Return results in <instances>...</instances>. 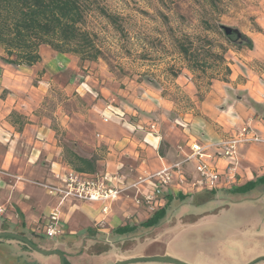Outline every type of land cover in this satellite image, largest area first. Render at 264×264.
<instances>
[{
	"label": "crops",
	"instance_id": "crops-1",
	"mask_svg": "<svg viewBox=\"0 0 264 264\" xmlns=\"http://www.w3.org/2000/svg\"><path fill=\"white\" fill-rule=\"evenodd\" d=\"M254 21L264 30V16ZM251 23L241 31L253 40V49L229 50L226 59L231 72L211 79L209 87L199 93L202 99L192 77H186L185 84L193 91L190 97L195 101L192 111L177 116L187 122L186 127L178 119H167L158 124L157 132L143 124H152L148 119L155 108L150 101L140 100L143 117L136 111L122 112L117 106L119 82L101 60L83 61L47 45L40 47L41 60L32 66L12 65L0 58V206L4 208L0 231L34 242L38 239L41 248L49 249L52 244L42 241L45 236L37 228L57 206L65 226L61 243L74 241L79 245L99 242L95 234L109 235L118 227L151 216L136 202L148 191V185L141 186L140 191L125 190L109 204L110 213L103 215V201L68 200L58 205V198L31 183L56 182V174L74 169L66 160L67 149L86 158H98L96 171L89 174L118 175L124 180L123 187H129L140 175L182 161L191 152L193 141L218 140L247 122L264 137V65L256 64L264 63V34L253 29ZM0 56H5L1 46ZM220 165L223 168L226 163ZM183 169L188 179L196 176L193 161L185 163ZM261 170L264 146L241 145L238 181L255 180L264 175ZM6 172L22 180L7 177ZM171 195L176 198L180 194ZM166 254L171 256L168 251L155 255ZM136 256L142 255L122 256L109 250L89 263L114 264Z\"/></svg>",
	"mask_w": 264,
	"mask_h": 264
},
{
	"label": "rangeland",
	"instance_id": "rangeland-1",
	"mask_svg": "<svg viewBox=\"0 0 264 264\" xmlns=\"http://www.w3.org/2000/svg\"><path fill=\"white\" fill-rule=\"evenodd\" d=\"M102 1L108 2L125 18L131 32L132 44L128 47L117 44V48L112 49L114 53L108 57L110 67L105 61H100L119 82L121 94L117 106L122 112L133 114L136 111L137 116L143 117L145 111L141 109L140 100L150 101L155 113L148 119L149 123H155L158 127L167 119L184 122L177 117L178 114L192 111L195 106V101L190 97L193 91L185 84L186 77L191 76L192 81L200 77L188 73L176 61L168 36L171 26L176 28L178 24L184 25L182 29L188 32L194 31L199 10L198 0ZM177 13L184 16V22L179 23L180 16ZM263 16L264 0H234L228 8H224L219 21L245 31L248 23L253 24L256 18ZM140 40L147 42V51H143ZM205 82L208 80L204 78L199 85L200 92L206 87ZM143 124L149 126L146 122ZM244 182L245 178L238 181L234 188ZM228 190H218L214 195L199 193L185 199L176 198L167 206L166 218L159 226L142 229L125 239L113 238V231L109 235L95 234L100 241L91 246L82 244L85 247H81L79 253L91 255L110 249L122 256H148L168 251L172 257L189 264H247L264 255V186L244 195H231ZM38 241L35 239L36 243ZM37 256L42 264H49V259L56 258L41 253ZM255 264H264V260Z\"/></svg>",
	"mask_w": 264,
	"mask_h": 264
},
{
	"label": "trees",
	"instance_id": "trees-1",
	"mask_svg": "<svg viewBox=\"0 0 264 264\" xmlns=\"http://www.w3.org/2000/svg\"><path fill=\"white\" fill-rule=\"evenodd\" d=\"M234 0H198L199 10L193 32L171 26L168 42L176 61L190 71L200 93V83L207 79V89L211 79L231 72L227 65L226 53L233 50L253 49V40L239 28L219 21L224 8ZM177 16H180L177 13ZM169 19L168 16H164ZM179 23L185 21L180 16ZM223 26L232 28L226 34ZM253 29L264 34L255 22ZM165 39V36H164ZM131 32L127 21L102 0H0V46L5 56L0 58L8 64L32 66L41 60L40 47L47 45L54 51L78 56L85 61L103 60L110 67L109 55L117 48L128 47ZM143 51L148 50L147 42L140 40ZM115 47V48H114ZM264 65V63H256ZM176 77V75H175ZM199 81V82H198ZM199 99H202L198 94ZM97 157L86 158L67 149L66 160L79 172L93 173L97 169ZM264 186V175L238 187L228 190L231 195L249 194ZM214 195L216 191L202 192ZM186 195L176 198L185 199ZM166 195V205L153 213L139 225L126 224L113 230V238L125 239L142 229H151L163 223L167 206L174 199Z\"/></svg>",
	"mask_w": 264,
	"mask_h": 264
},
{
	"label": "built area",
	"instance_id": "built-area-1",
	"mask_svg": "<svg viewBox=\"0 0 264 264\" xmlns=\"http://www.w3.org/2000/svg\"><path fill=\"white\" fill-rule=\"evenodd\" d=\"M107 120V117H105ZM137 123H135L136 125ZM186 127L187 122H181ZM151 131L157 132L155 123L149 125ZM244 144H264V137L247 122L226 133L218 140L208 143L193 141L191 152L180 162L166 166L148 175H140L128 187H123V178L107 172L81 173L70 169L63 174H56V182L31 181L36 186L59 199L61 205L66 201H103L101 214L110 213V203L118 200L129 188L140 191L141 186L148 185L146 193L141 194L136 202L145 207L151 215L166 205V195L171 193L193 195L197 192L232 189L237 185L239 168V147ZM195 163L196 176L188 179L184 172V164ZM225 162V167H221ZM5 175L17 181L19 176L6 172ZM119 182L120 185L115 184ZM4 208L0 206V214ZM37 232L48 238H57L65 232V226L57 206L45 221L37 228Z\"/></svg>",
	"mask_w": 264,
	"mask_h": 264
},
{
	"label": "flooded vegetation",
	"instance_id": "flooded-vegetation-1",
	"mask_svg": "<svg viewBox=\"0 0 264 264\" xmlns=\"http://www.w3.org/2000/svg\"><path fill=\"white\" fill-rule=\"evenodd\" d=\"M5 239H10V241H7ZM42 241L52 244V247L49 249L58 250L62 253L64 264H89L90 259L93 260V257L110 250L103 249L102 251H98L97 253H92L91 255H89V253L87 254L86 252L79 253L82 249L81 247H85L84 245L76 244L74 241H66L61 243L62 241H60V236L57 238H46L45 236L44 238H42ZM31 242L35 246L40 247L39 244L34 242L33 240H31ZM84 243L90 246L92 245V242L90 241H88V243L84 241ZM86 249L89 248H85V250ZM38 253L39 252L17 239L11 237H0V264H42L41 261L39 262L40 259L37 256ZM77 253L78 256L76 255ZM52 255L56 256V258L53 257L52 260L49 259V264H61L60 255ZM88 255L91 257H88Z\"/></svg>",
	"mask_w": 264,
	"mask_h": 264
},
{
	"label": "water",
	"instance_id": "water-1",
	"mask_svg": "<svg viewBox=\"0 0 264 264\" xmlns=\"http://www.w3.org/2000/svg\"><path fill=\"white\" fill-rule=\"evenodd\" d=\"M223 29L225 30L226 34L231 33L232 28L227 27V26H223ZM0 237H11L14 239H17L21 242H24L25 244H27L28 246H30L31 248H33L34 250H36L37 252L41 253V254H46V255H52V254H58L61 257V264H64L63 261V255L60 251L58 250H52V249H43L40 247L35 246L31 240L25 236L16 234V233H12V232H0ZM264 260V255L259 256L253 260H251L250 262H248L247 264H255L258 261ZM138 262H161V263H169V264H189L187 262H184L180 259H177L175 257H172L170 255H148V256H139V257H133V258H129V259H125V260H119L117 262H115L114 264H132V263H138Z\"/></svg>",
	"mask_w": 264,
	"mask_h": 264
}]
</instances>
